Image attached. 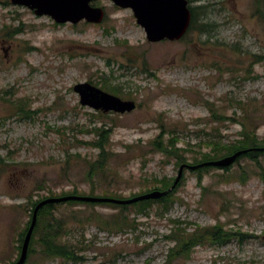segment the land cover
Wrapping results in <instances>:
<instances>
[{"label": "rangeland", "instance_id": "1", "mask_svg": "<svg viewBox=\"0 0 264 264\" xmlns=\"http://www.w3.org/2000/svg\"><path fill=\"white\" fill-rule=\"evenodd\" d=\"M91 4L104 12L97 24L56 23L0 0V264L17 259L18 233L34 201L72 192L129 199L161 190V181L173 183L178 157L194 165L211 152L213 137L220 147L241 140L245 117L264 144V0H188L205 5L198 21L205 31L187 29L177 40L157 42L146 39L129 7ZM83 82L133 101L134 109L81 105L72 87ZM213 112L225 119L213 120ZM97 128L107 132V157L90 175ZM157 140L174 154L157 150ZM257 158L264 168V152ZM227 168H206L198 183L184 167L170 201L151 199L141 212L128 207L130 225L122 230L94 221L118 214L102 204L111 202L63 203L58 211L89 217L65 238L82 241L77 231L84 230L81 259L46 261L35 250L24 264H264L259 168L247 157ZM215 225L231 235L169 261L174 232Z\"/></svg>", "mask_w": 264, "mask_h": 264}, {"label": "trees", "instance_id": "2", "mask_svg": "<svg viewBox=\"0 0 264 264\" xmlns=\"http://www.w3.org/2000/svg\"><path fill=\"white\" fill-rule=\"evenodd\" d=\"M205 5L200 6H189L190 11V25L188 27V30H198V31H205V25L204 23H199L198 21L201 20L203 17L202 11H204ZM213 120L220 121L222 119H225L222 116H219L217 113H212ZM253 125V121L251 120V117L246 118L243 123L242 127V139L237 140L235 143L231 145H226L223 147H220L219 145H224V143L217 139L216 136L213 137L211 144V152L205 153L200 160L195 159L193 164H200L202 162H208L212 160H217L221 157L230 155L236 151H240L241 153L237 156V158H243L247 157L250 160L255 161L257 163V166L260 171V176L262 177V180L264 181V168L261 167V165L258 164V156L264 152V144H259L256 134L252 131H249V128ZM97 134L96 139L94 141L89 142L90 145L97 148L99 150L97 160L96 162H93L91 164V167L88 170V173L93 175L95 172H98L102 170L103 163L106 161L107 157V151L105 149V143L107 142V135L105 128H102L101 130H98L97 128ZM153 145L156 147L157 150H162L164 153L168 155H173L174 150L176 149H169L166 150L160 141H155ZM178 157V156H177ZM237 158L235 161H237ZM177 161L179 162V165H182L185 162L183 158H177ZM232 165V164H231ZM230 166V165H229ZM208 167H215L227 170V167H218L213 165H201L196 168H188L189 170L195 171L197 173V181L200 183L202 172L206 170ZM243 173V172H241ZM91 177V176H90ZM166 179V178H164ZM245 179V175L242 174L240 176V180L243 181ZM169 180H163L161 181V187L163 190L169 188L172 183L168 182ZM178 184V183H177ZM176 188V185L173 187V189L167 193L165 196L160 197L157 199L158 202L163 203L165 201H170V196L174 189ZM159 189V188H156ZM161 189V190H162ZM64 195H78L75 192H72L71 194H62ZM47 197H55L53 195H48ZM46 198V197H45ZM42 199V198H41ZM39 199V200H41ZM122 199V198H117ZM34 201L31 204V209L29 210L28 220L26 223V227L22 229L21 232L18 233L17 242L22 241V237L25 234V231L30 223L33 207L35 204L39 201ZM152 200H140L136 202H132L129 204H113V203H102V204H109L111 206H115L118 209V214L114 213L113 216L109 219H104L101 217H95V220L99 225L100 228L106 229L108 231H117L122 230L125 227H129L130 220L126 215V209L128 207H134L135 212H141L146 207L145 205H148ZM74 204V203H81L84 205H95L96 202H86V201H78V200H67L64 202H58V203H46L43 206H41L36 214V222L29 240L28 250H27V256H31L35 250L39 252V254L46 260H54L58 259L62 262H71L76 263L77 260H80L81 257L78 255L79 252L82 251L83 246L82 241L84 242V230L77 231L79 233V236H81L82 241L79 239H72L67 240L66 235H68L71 231V227L73 225L77 226H83L84 222H87L89 220V217H85L84 219L82 217L77 216L76 214H68L66 211H58V206L61 204ZM166 206V204H165ZM164 206V209H165ZM220 226L215 225L212 227H205L201 231L200 230H193L190 233H180V231L174 232L173 236H171V240L174 241V247L170 249L169 254V261L176 257L180 256L183 258H188L191 249L199 243H202L205 240L210 241H217L220 238H225L231 235V232H225L222 233L220 230ZM221 233V234H220ZM85 244V242H84ZM38 247V249H36ZM26 260V259H25ZM168 263V262H167ZM24 264V263H23Z\"/></svg>", "mask_w": 264, "mask_h": 264}, {"label": "water", "instance_id": "3", "mask_svg": "<svg viewBox=\"0 0 264 264\" xmlns=\"http://www.w3.org/2000/svg\"><path fill=\"white\" fill-rule=\"evenodd\" d=\"M92 0H10L11 3L20 4L32 9L37 15H48L56 23H77L85 20L89 23H99L103 18V10L92 6ZM114 5L129 7L136 22L143 27L146 39L157 42L163 39L177 40L187 31L190 23V11L188 0H111ZM72 89L78 93L79 103L87 105L96 110L107 112H125L134 109L135 104L130 100H122L119 97L100 90L88 82L73 85ZM240 151L224 156L217 160L202 162L200 164L179 166L177 175L171 186L165 190H153L129 199H117L108 197L64 195L58 197H46L39 200L33 207L30 223L22 238L20 251L17 259L10 264H23L27 256L29 240L36 222L38 209L46 203H58L67 200H78L86 202H111L116 204H129L132 202L148 199H158L169 193L179 181L182 169L196 168L207 164L218 167L231 165Z\"/></svg>", "mask_w": 264, "mask_h": 264}, {"label": "flooded vegetation", "instance_id": "4", "mask_svg": "<svg viewBox=\"0 0 264 264\" xmlns=\"http://www.w3.org/2000/svg\"><path fill=\"white\" fill-rule=\"evenodd\" d=\"M92 5V4H91ZM94 6V5H93ZM116 6V5H115ZM103 17H104V13H103ZM103 19V18H102ZM80 21H85V20H80ZM80 21H78V22H80ZM85 22H87V21H85ZM88 23V22H87ZM163 40H166V39H163ZM160 41H162V40H160Z\"/></svg>", "mask_w": 264, "mask_h": 264}]
</instances>
